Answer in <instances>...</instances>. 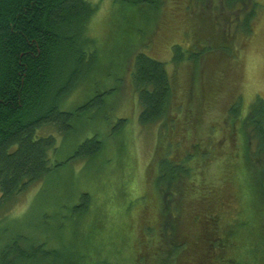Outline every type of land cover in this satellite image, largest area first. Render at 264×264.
Masks as SVG:
<instances>
[{
    "label": "trees",
    "instance_id": "1",
    "mask_svg": "<svg viewBox=\"0 0 264 264\" xmlns=\"http://www.w3.org/2000/svg\"><path fill=\"white\" fill-rule=\"evenodd\" d=\"M140 1L154 2H129L136 5ZM190 2L187 0L189 8ZM220 4L230 12L239 10L242 17L238 16L237 21L242 33L248 36L261 2L220 0ZM97 9L98 3L90 0H0V207L30 184L41 181L53 167L81 160L85 154L93 155L103 147L96 135L86 137L65 161L51 164L49 153L57 149L55 137L50 133H37L48 124L57 130H66L77 113L97 101H104L103 96L111 91L96 93L72 110L61 108L73 99L72 91L93 68L97 50L89 24ZM225 38L227 40L226 35ZM179 48V45L174 46L175 51H180ZM197 54L200 52H195ZM174 61L180 62V59ZM130 80L141 106L140 123L165 119V137H169L172 123L175 127L178 123L183 126L184 116L179 120L183 106L180 108L179 104L169 110L174 88L163 61L145 53L137 54ZM199 95L206 96L201 91ZM199 101V98L194 101L193 108L198 111L194 112L192 124L197 138L195 152L177 145V137L183 139L182 132L186 133L184 125L180 128L183 131L176 130L175 137L167 142V150H161L158 145L146 170L145 179L154 174L153 196L159 206L156 214L160 216L153 221L146 217L142 209L148 206L142 203L122 210L112 205L113 215L108 214L111 225H102L103 240L112 231H118L119 235H115L118 247L112 254L118 255L123 264H137L147 257L154 261L152 250L157 246L156 241L148 239L149 232L153 237L157 235L158 241L161 238L162 243L159 233H163V238L167 239L163 245L165 260L172 264H264V100L255 95L248 107L240 110L237 99L227 112L231 126H235L234 134L232 132L229 139L221 135L207 137L206 141H203L202 129L196 130L201 119ZM202 142L205 147L199 151ZM251 143L255 145L258 162L250 155ZM210 157L217 159L213 167L216 170L211 173L212 169L199 187H193L199 159L203 158L202 164L206 167ZM252 179L258 182L257 189L250 186ZM37 193L20 215L0 217V221L10 218L9 225L0 228V264H52L60 256L63 242L34 229L33 220L29 219L27 224L24 221L37 200ZM91 199V193L80 192L78 200L66 204L65 210L73 215L90 213ZM40 213L42 222H47L45 209ZM66 214H61L62 218ZM133 221H139L138 228ZM144 235L148 238L144 237L142 243ZM51 240L55 245H49ZM126 247L132 248L129 254ZM67 251L68 263L77 264L76 251L70 245ZM92 252V256H88L83 251L85 264H114L111 253L105 257L99 254L98 248ZM79 257L85 258L80 254Z\"/></svg>",
    "mask_w": 264,
    "mask_h": 264
},
{
    "label": "rangeland",
    "instance_id": "2",
    "mask_svg": "<svg viewBox=\"0 0 264 264\" xmlns=\"http://www.w3.org/2000/svg\"><path fill=\"white\" fill-rule=\"evenodd\" d=\"M90 1L98 3L89 24L97 56L92 70L72 91L70 97L73 99L62 104L61 108L72 110L96 93L111 91L103 96L104 101H97L77 113L66 130H57L54 125L48 124L38 129L37 133H50L55 137L57 149L49 153L51 164L65 161L86 137L96 135L103 147L93 155L85 154L81 160L53 167L41 181L30 184L0 207V217L20 215L38 192L37 200L24 216V221L27 224L29 219L33 220L34 229L64 243L60 256L52 264H70L69 245L76 251L74 259L77 264H85L83 251L92 256L94 248H98L102 256L109 257L118 247L115 235L119 234L116 230L112 231L103 240L102 225H111L108 214L113 215L110 211L112 205L122 210L142 203L148 206V209H142L146 217L153 221L160 216L156 214L159 206L153 196V190H156L154 174L145 179V173L158 145L161 150H167V142L175 137L176 130L181 132L180 128L184 125L186 133L182 132L183 139L176 136L177 145H182L183 150L195 152L197 138L193 135L192 124L194 112L198 111L193 109L194 101L200 99L197 106H201L202 119L196 130L202 129L203 141H206L207 137L223 135L226 136L223 138L229 139L231 133L234 134L235 126H231L227 112L237 99L240 100V110L247 108L255 95L264 100V0H259L262 6L248 36L242 33L241 24L237 21L239 10H225L220 0H191V8L187 0L140 1L136 5H132L130 0ZM175 45L180 46L181 52L174 50ZM197 51L200 54L195 55ZM139 53L165 63L174 88L169 110L179 104L180 108H189L187 112L179 110V120L184 116L185 121L181 122L183 126L176 122L179 128L172 123L169 137H165V119L148 124L139 121L141 106L130 80L134 60ZM174 59H180V62ZM200 91L206 96H200ZM197 137L201 136L197 134ZM199 145L201 151L205 142ZM254 149L255 145L251 143L250 155L258 162ZM202 160L199 159L197 175L192 179L193 187H199L205 176L209 177L217 162L213 157L206 160L208 163L204 167ZM250 186L257 189L258 182L252 179ZM83 191L92 195L91 212L73 215L65 210L68 204L78 200ZM62 205L63 208L60 207ZM262 206L264 208V202ZM42 208L48 217L45 223L41 219ZM102 211L104 214L99 215ZM65 213V218H62L61 214ZM166 216L164 212L163 218L166 219ZM9 221L10 218L2 219L0 228L7 227ZM61 223L63 227H60ZM133 225L138 228L139 221H133ZM146 235L142 243L144 237L150 236L147 238L156 241L158 247L152 250L154 261L147 257L137 264H172L165 260L163 247L167 239L163 238V233H159L163 243L161 238V243L158 241L157 235L153 237L150 232ZM49 245H55L54 240ZM131 249L126 247V253L129 254ZM79 254L85 258H80ZM111 258L114 264H123L118 255L112 254Z\"/></svg>",
    "mask_w": 264,
    "mask_h": 264
}]
</instances>
